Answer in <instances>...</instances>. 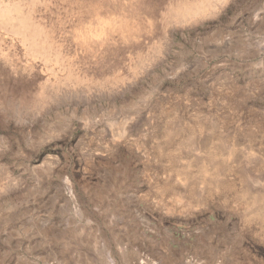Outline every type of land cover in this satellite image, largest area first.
Here are the masks:
<instances>
[{
    "label": "rangeland",
    "instance_id": "374dc122",
    "mask_svg": "<svg viewBox=\"0 0 264 264\" xmlns=\"http://www.w3.org/2000/svg\"><path fill=\"white\" fill-rule=\"evenodd\" d=\"M186 1L0 0V264H264V0Z\"/></svg>",
    "mask_w": 264,
    "mask_h": 264
},
{
    "label": "bare ground",
    "instance_id": "6f19581e",
    "mask_svg": "<svg viewBox=\"0 0 264 264\" xmlns=\"http://www.w3.org/2000/svg\"><path fill=\"white\" fill-rule=\"evenodd\" d=\"M226 1L227 0H192L191 2L186 1L178 4L173 9V17L179 22L183 20H192L202 15L207 16L206 14H208L209 11L212 13H216L217 11H219V9L223 6L224 3H226ZM25 16L26 15H24L22 9H20L17 4L15 5L14 3H7L0 5V25L3 24L4 27L6 25L15 30V32L17 31L18 33H21V35H25L27 31L32 29V25L27 21ZM7 30H9V28ZM74 262H77V260L75 259Z\"/></svg>",
    "mask_w": 264,
    "mask_h": 264
}]
</instances>
